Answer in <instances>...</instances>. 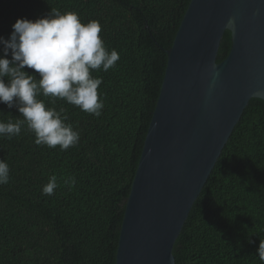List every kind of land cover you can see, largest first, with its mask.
Segmentation results:
<instances>
[{
	"label": "trees",
	"instance_id": "16d2710c",
	"mask_svg": "<svg viewBox=\"0 0 264 264\" xmlns=\"http://www.w3.org/2000/svg\"><path fill=\"white\" fill-rule=\"evenodd\" d=\"M189 0H0V36L19 18L35 21L51 9L97 21L119 60L102 78L100 117L42 94L37 98L79 132V143L37 145L27 124L0 137L9 183L0 185V264H115L125 202L159 93L171 46ZM230 31L216 61L230 49ZM3 45H0L2 55ZM9 59L11 56L9 55ZM34 79V69H24ZM6 79V78H5ZM0 103V122L23 120ZM57 177L54 194H42ZM75 180L74 184L65 181ZM264 239V99L251 97L193 202L172 252L175 264H261ZM249 241H252L251 243Z\"/></svg>",
	"mask_w": 264,
	"mask_h": 264
},
{
	"label": "water",
	"instance_id": "95a60500",
	"mask_svg": "<svg viewBox=\"0 0 264 264\" xmlns=\"http://www.w3.org/2000/svg\"><path fill=\"white\" fill-rule=\"evenodd\" d=\"M166 54L115 264H175V239L243 108L264 99V0H189Z\"/></svg>",
	"mask_w": 264,
	"mask_h": 264
},
{
	"label": "clouds",
	"instance_id": "9594fccd",
	"mask_svg": "<svg viewBox=\"0 0 264 264\" xmlns=\"http://www.w3.org/2000/svg\"><path fill=\"white\" fill-rule=\"evenodd\" d=\"M234 26V19H229ZM8 39L0 36L3 45L0 55V103L9 109L15 107L23 120L13 123L0 122V137L11 139L21 133L27 124L35 134L37 145L67 150L79 143L80 134L66 123L55 108L46 107L39 95L57 98L79 107L82 111L100 117L104 107L98 96L102 78H93L92 70L107 72L119 60L115 49L108 50L100 37L101 26L93 20L81 22L74 12L61 13L51 9L46 16L35 21L19 18L12 25ZM9 55L11 58L9 59ZM34 69L39 79H34L24 69ZM6 78V79H5ZM8 163L0 159V185L9 183ZM74 184L75 180L65 181ZM58 187L57 177L52 175L42 187V194L50 196ZM250 243L252 241H249ZM258 258L264 264V239L259 242Z\"/></svg>",
	"mask_w": 264,
	"mask_h": 264
}]
</instances>
